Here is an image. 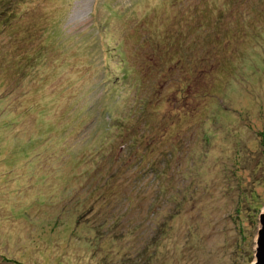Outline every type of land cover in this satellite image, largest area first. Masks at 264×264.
<instances>
[{
	"label": "rangeland",
	"instance_id": "374dc122",
	"mask_svg": "<svg viewBox=\"0 0 264 264\" xmlns=\"http://www.w3.org/2000/svg\"><path fill=\"white\" fill-rule=\"evenodd\" d=\"M264 210V0H0V264H250Z\"/></svg>",
	"mask_w": 264,
	"mask_h": 264
},
{
	"label": "water",
	"instance_id": "95a60500",
	"mask_svg": "<svg viewBox=\"0 0 264 264\" xmlns=\"http://www.w3.org/2000/svg\"><path fill=\"white\" fill-rule=\"evenodd\" d=\"M254 259L250 264H264V210L259 214V227L255 238Z\"/></svg>",
	"mask_w": 264,
	"mask_h": 264
},
{
	"label": "snow or ice",
	"instance_id": "6c2138e0",
	"mask_svg": "<svg viewBox=\"0 0 264 264\" xmlns=\"http://www.w3.org/2000/svg\"><path fill=\"white\" fill-rule=\"evenodd\" d=\"M157 2H159V0H157Z\"/></svg>",
	"mask_w": 264,
	"mask_h": 264
}]
</instances>
